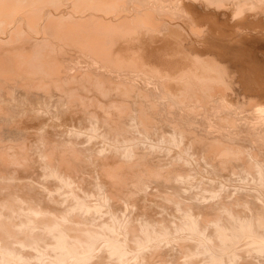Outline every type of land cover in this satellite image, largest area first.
Segmentation results:
<instances>
[{"label":"bare ground","instance_id":"6f19581e","mask_svg":"<svg viewBox=\"0 0 264 264\" xmlns=\"http://www.w3.org/2000/svg\"><path fill=\"white\" fill-rule=\"evenodd\" d=\"M262 43H264V0H0V140L3 134L7 136V134H13L11 132L14 131L22 132L24 126H27L26 122L31 124L36 121V123L47 124L48 114H44L45 118H40L39 113L31 114L29 109L31 106L29 104L30 107H26L27 101L25 100L40 97L47 100L46 95L47 93L49 95L51 88L54 89L53 92L57 88L55 92L58 93V89L63 90V85L74 82L76 85L70 84L71 86L65 87L64 90L67 94L63 95L61 91L62 96L66 95L64 98L66 104L64 107V103L58 101L59 106L62 105L60 109L59 106H56V111L60 113L61 117L57 119L66 122L67 118H71L69 116L74 112V98L79 101L81 114L77 115L83 122L90 118L93 122H97V116L103 113L101 115L102 122L109 124L111 130L113 128L115 132L116 130H128L125 124H121L128 116L132 121H137L148 129L151 126L148 124H151L150 121L156 115L162 118L163 114L167 112L171 115L172 120L182 122L186 128L203 129V133L206 134L203 135V138L198 136L200 133L196 132L191 138L195 137L194 140L202 143V148L209 150V153H214L219 159L218 162L216 161V165L214 155H212L214 160L209 159L214 164L212 161L210 164L206 160L209 164L206 166L213 170L212 173L206 171L207 174H214L216 176L214 178L221 176L225 178L224 173L219 171V167L232 166L228 164V160L230 161L232 158L236 162L245 159L248 163L241 161L244 163L243 165H240V161H238L243 169L237 167L239 171L236 168L235 172V168L230 167L228 168L231 169L230 172L227 169L228 175L232 170L236 175L240 169L244 175L246 173L244 169L249 167V169L255 170L258 184L264 186V102L260 101L259 103L260 99L257 100L258 97L263 96L262 89H264V68L258 65L260 61L258 57L259 55L264 57V52L261 51L262 49L260 50L262 53L257 52ZM246 63L247 65H245ZM77 88L86 91L92 90L95 93L82 94L77 91ZM255 89L261 92L258 93ZM244 91H255L256 93L253 92L256 94L254 96L258 97L246 96L248 94L245 95ZM138 94H142L143 98L138 97L140 96ZM51 95L53 96V93ZM55 95L51 97L57 98L58 94ZM58 98L62 97L58 95ZM147 98L148 100H144ZM15 99L23 103L19 104L18 102L21 109H14L16 106L13 107V105H17V103L12 104V100ZM138 100L140 101L136 104ZM149 100L147 107L145 103ZM32 102L33 105L36 104V100L33 99ZM245 103H247V107L244 106ZM95 106H99L100 110L102 108L103 112L97 114ZM34 107L32 110L36 111V106ZM39 107L37 106V110ZM25 108H28L30 114L26 118H19L20 121L17 119L19 123L25 122V125L9 127L10 122L12 124L16 121L15 112L17 110L25 112ZM236 108L241 111L242 108H245L246 111L251 110L252 115L257 114L260 118L257 119L256 124H248L246 121L250 119V112H246L244 115L241 113L243 116L240 118L245 122L240 121V123H244L246 129L245 125H241L239 121L236 122L239 116L232 115L237 112ZM39 109L41 110V108ZM129 109H131V113L127 116L126 112ZM112 110L113 112H111ZM48 111L50 112V110ZM233 117L236 119L235 121ZM218 119L224 120L225 125L226 122L231 121L229 125L232 127L223 126L224 124L219 123L220 121L217 122ZM56 120L54 119V121ZM154 120L156 123L158 122V125L161 123L160 127L163 128L161 121H157V118ZM51 121H49V125L53 123ZM1 122L4 124L8 122V125L3 126ZM57 123L59 124V122ZM67 123L71 122L67 120ZM75 124L74 121L73 126ZM129 124L130 121L127 126ZM133 124L128 126L129 129L132 126L135 127L133 129H136L138 125ZM52 125L54 127V124ZM154 125L156 127V124ZM183 125L178 129L174 125L171 128L174 130L169 132V136L166 133L163 135V131H161L162 137L166 135L168 140H171L172 146V143L179 146L184 143L183 140L186 137ZM252 125L254 126L251 128ZM43 126L38 131L44 130ZM67 127L71 128V125ZM95 127H97L95 123L90 125V134L97 129ZM98 127H101L102 130V126ZM223 128L224 130H222ZM141 129H143L141 132H144L145 129ZM127 130L125 131L128 132ZM77 131L76 129L74 132ZM87 131L85 132L87 133ZM145 132L146 135L149 131ZM187 132H190V129L186 130L185 135ZM214 132H218V135L214 136ZM123 133H121L123 136H131V133L126 135L125 132ZM21 134L19 135L21 136ZM68 134L66 135L68 136ZM161 134H159V138ZM240 134L247 136L248 139L242 138ZM76 135L78 134L74 136ZM137 135H140V131ZM137 135H133V142L128 141L126 137L128 143L124 146H122V142L124 144L126 138L121 140L122 142L118 140V144L116 141L112 142L108 154L96 156L92 147L83 148V145V147L76 146V143L73 142L64 144L53 140L46 133L41 138L45 146L39 149L38 155L46 168L45 171H48L47 174L50 173V176L52 174L53 178L54 176L57 178L55 179L57 186L55 185L54 189H65L64 191L58 190L59 192L55 190L56 193H53L49 186L38 187L32 184V181H24L21 185L8 181L2 182L5 183L4 186L8 187L4 191L1 190L2 184H0V264H164L161 242H170L175 245L176 236L181 240L178 239L181 242L178 241L180 243L178 250H181L178 251L179 254L180 252L184 253V250L191 258L195 254L202 253L201 255L206 256L204 264H264V189L257 191L258 187L257 192H252L250 187L249 190L247 188L249 184H247V190L242 189L243 186H246V183L242 182L246 178L242 175L244 179L241 181V185L243 186L238 185L241 188L235 192L238 184L235 183L234 192L232 190V194L229 195L227 194L229 192L225 190L222 193V187L225 189L228 186L224 184L225 181H222L224 179L222 177V180L220 179L224 184L222 186L221 184L210 187L205 185L202 190H198V188L196 192H192L194 186H190L191 192L186 188L185 196L189 200L183 201L182 204V200L180 202L178 196L180 195L178 181L185 184L186 180L181 178H188L191 175L189 161L185 164V157L183 158L185 152L187 155L188 145H181L184 148L178 147L179 150L175 146L177 158L185 162H181V166H177L174 157H171L172 162L177 165L165 164V167H159V165L151 167L150 162L143 164V155L136 152L135 148H138L136 139L138 138L135 139V137ZM166 137L164 138L167 139ZM25 139L23 140L25 141ZM5 140H2L3 144L0 143V181L23 178L17 176L14 164L25 169L34 164L28 151L30 147L27 148V142L24 141L14 144L15 141L13 143L6 141L5 143ZM242 140L252 143L253 146H246L247 144L241 142ZM152 141L150 145L147 144L155 146L157 140L155 139L156 143H152ZM162 143L165 145L166 140L165 142L161 140V145ZM135 144L137 145L135 146ZM190 146L192 147V145ZM121 147L120 152L122 153L119 155L118 151ZM160 147L159 145L158 148ZM191 147L189 151H191ZM168 148H166L167 151L165 149L164 151L171 155L174 148ZM202 148H200L201 152ZM141 150H145L144 146ZM150 150L154 151L153 147ZM170 150L171 153H169ZM145 151H148V155L150 154L149 148ZM204 151L203 154H205ZM245 151L249 159L247 155V158L244 155L243 159L242 154H245L243 153ZM155 152L158 153L157 150ZM132 154L135 159L127 160L129 159L127 157H131ZM148 155L145 156L148 157ZM150 155L149 157H151ZM119 156H126L127 161L122 160V157ZM160 157L157 160L161 163ZM194 158L195 161H199L196 159L197 156ZM200 159L202 161L204 158ZM234 160L231 161L234 163ZM238 162L236 166H238ZM139 164L140 166L143 164V170L141 167L137 168V171L131 170L134 165ZM191 164L194 166L193 160ZM196 164L198 165L197 161ZM172 165L173 167H171ZM167 166L171 168L168 169ZM88 167L97 170V176H94V179L92 177L85 178L82 175ZM200 167L196 168L197 171L200 170L202 171L200 173L204 174L206 168L203 166L205 168V170L203 167L201 168L203 171ZM163 168L165 171L162 170ZM249 171L251 172V170ZM153 174L156 177L163 176L164 179L159 180L164 181L166 186L167 183L170 184L172 193L175 195L170 196L167 191L166 193L169 197L173 196L171 199L174 203L171 204H174L176 209L181 208L180 210H182L183 216L180 222L173 224L174 222L168 220L173 224L170 225L164 220L157 221L146 217V215L145 218L139 220V217L130 214L128 210V207L132 206L134 202L131 204V201L125 200V207L121 204L123 201L120 202V198L124 195L121 196V194L125 192L128 180H131L132 189L134 187H147L148 189L145 183L150 181L149 177ZM199 174L197 173V179L207 175L205 173L206 175L201 177L202 174ZM79 175L81 179L77 181L76 178L80 177ZM236 176L241 178V174ZM208 177L210 179L211 176ZM188 180L193 183L189 181L186 184H194L192 179ZM200 181L198 182L201 187ZM212 182L215 181L211 179V182L202 184H212ZM89 183H93L94 187L90 189ZM230 183L229 181V185ZM253 186L257 185L252 184ZM231 188L232 186H230ZM128 189H131V185ZM145 194L143 195L145 196ZM163 194L166 197L164 192ZM176 195L179 199L176 198ZM92 197L95 199L93 202L91 201ZM166 202L164 206L167 209L166 204L169 205V201L166 200ZM235 204L241 205V207L239 206V208ZM242 207L246 210L244 208L242 210ZM160 209L162 211L163 208ZM160 213L162 214V212ZM176 213L178 214L177 211ZM177 216H175L176 219H178ZM179 218L181 219V216ZM173 237L174 242L169 241ZM243 238H246L247 241L245 240L246 242L243 243L246 247L242 244V253L246 248L245 252H248V257L245 252L246 256L239 252L242 247L239 250L234 248L236 245L239 247L237 242ZM251 255L256 256L259 262L250 259ZM184 256L186 258V255ZM179 257L181 258V256ZM171 258H173L172 254ZM180 260L182 259L177 260L178 263L175 264H180ZM186 260L183 262H187ZM188 263L199 264V262L194 263L193 260Z\"/></svg>","mask_w":264,"mask_h":264},{"label":"rangeland","instance_id":"374dc122","mask_svg":"<svg viewBox=\"0 0 264 264\" xmlns=\"http://www.w3.org/2000/svg\"><path fill=\"white\" fill-rule=\"evenodd\" d=\"M263 45H264V43H262V46H261V48L259 49V51H257L258 53H262L261 51H263L264 52V47H263ZM262 49V50H261ZM258 50V49H257ZM261 50V51H260ZM261 55H259V57H258V59H260V61L258 62V65H260V67L261 68H264V62H263V60H264V57L263 56H261ZM263 59V60H262ZM245 65H247V63L245 64ZM263 71H264V69H263ZM154 77V76H153ZM71 85H76L74 82H71L70 83ZM70 84H65V85H67V86H65V85H63V87H62V89L64 90L65 89V87H68V86H71ZM67 89V88H66ZM53 88H51L50 90H49V95H50V100H49V95H48V93H47V97L46 96H44V97H46L47 98V100H44V98L42 99L41 97V100H40V98H38V99H35V98H32V100L31 99H26L25 101H27V105H26V107H30L29 109H30V111H31V114L33 113H39L38 114V116L41 118H45L46 116H44V114L45 115H47V117H46V123L47 124H45L44 122H37L36 123V121L35 122H31V124L29 123V122H26L27 123V126L25 125V122H20L19 123V121L23 118V117H27V115H29L30 114V111L28 110V108H25L26 110H24L25 112H27V113H25V112H23V111H18L17 109H21L20 107H21V105L20 106H18L19 104H21L22 102H20V101H18L19 99L18 98H16V99H18V100H16V102H15V100H12V104H16L17 103V105H13V107L14 106H16V107H14V109L15 108H17L16 110H17V112H15V116H17L16 117V121L15 122H12V124H11V122L9 123V127H15V125H20L21 124V127H23L22 125L24 124L25 126H24V129H23V131H24V133H23V131L22 132H20V130H19V132H17V131H14V132H11V133H13V134H7V138L9 139L10 137H11V139H7L5 136H4V134L2 135V137H1V140H0V143H2L5 139V143H6V141L8 142V143H13L14 141H15V143L14 144H17V143H19V142H21V141H24L23 139H25L26 137V139H25V143L27 142V144H26V147L28 148V147H30V148H28L29 150V154H30V156H31V159L32 160H34L33 161V165H31V166H29L28 168H22L20 165H18V164H14L15 166H14V170H15V172H16V174H18L17 176H22L23 178H15V179H12V178H10V179H2L1 181H0V184H2V186H1V190H7L8 189V187L7 186H4L3 184H5V183H2V182H10V183H12V184H22L24 181H29V182H31L32 184H34V185H36V186H38V187H40V186H42V187H50L51 189V191L54 193H56V191L57 192H59V191H64V189L65 188H61V189H54V188H56L55 187V185L57 186V180H55V179H57V178H55V176H54V178H53V176H52V174H51V176H50V173H49V175L47 174V170L45 171V167H44V165L42 164V160H41V157L38 155V151H39V149L40 148H43L44 146H45V144H44V141H43V139H41V138H43L45 135H46V133H47V135H49V137L50 138H52L53 140H57L58 142H62V143H64V144H69L70 142H73L76 146H80V147H83V148H89V147H92V149H93V153L96 155V156H98L99 154L100 155H102V154H104V153H106V154H108L107 152L110 150L109 148H110V146H111V143L112 142H117V144H118V142L119 141H121V140H124V138H128V141H134V136L135 135H137L138 133H139V131H140V135H137V137H135V139L136 138H138V139H136V143H138V148L136 147L135 149H137L136 150V152L137 153H139V154H141V155H143V164H145V163H149L150 162V166L152 167V165H155L154 167H156V166H158L159 165V167H165V164L166 165H171V164H174V165H177V166H181V162L182 163H185L182 159L181 160H179L178 158H177V150H176V152H175V149H177L178 147H181V148H184V147H182V146H187L188 145V147H187V149H188V151H187V155H186V152L184 153V155L185 156H183V158H184V160H186V163L185 164H187L188 162L187 161H189V166H190V168H189V171H190V174L192 175V173H193V177L191 176V175H189L188 176V178L186 177V178H181L182 180L183 179H185L184 181V183L185 184H183L182 183V181H178L179 182V184H180V195H178L179 197H180V199H179V197L176 195V198L178 197V199L180 200V202H181V200H182V204L184 203V202H186V201H188L189 199L185 196L186 194H187V192H185V190H186V188H187V190H189L190 192L192 191V192H196L197 191V189L198 190H202V188L206 185V187H210V186H214V185H220L221 184V186H222V184H223V182L222 181H225L224 182V184L225 185H228V186H224L225 187V189H223V187H222V193H224L225 191H228L229 193H227V194H229V195H231L232 194V192H234V187L236 186V184L235 183H238L237 184V186H236V190H235V192L236 191H238V188H241L240 186H243V185H241L242 184V182H244V184L246 185V186H243V188L242 189H245V190H247L246 189V187H247V184H249L248 185V190H249V187H250V191H252V192H254V191H256L257 189H258V187H259V189L257 190V191H259V190H263L264 189V186H262L260 183L258 184V182L256 181V179H257V176H255V170H252V169H249V167L248 168H246V169H244L245 171L244 172H246V173H244V175L242 174L243 173V171H241V169H243V167L242 166H240V165H243L244 163H242V162H244L245 161V163L247 162L245 159H244V155H245V157H246V155H247V157H248V159H249V156H248V154H246V151L245 152H243V153H245V154H242L243 156V159H244V161L243 160H237V162L238 161H240V165H239V162H238V166H236L237 165V162L234 160V158H232L233 160H234V163L230 160H228V164L230 165H232V166H230V167H232V169L233 168H235L234 169V171L236 170V168L237 167H239V168H241L240 169V172H237L236 173V175H239L240 176V174H241V178L240 177H238V176H236L235 175V173H234V171L232 170L231 171V173L228 175V172H227V169L228 168H230V167H226V165H225V167L226 168H221V167H219V169H218V167H217V169L220 171V172H223L224 173V175H225V178H224V176H221V177H218V175H217V177L219 178H214V177H216V176H214V174H212L211 175V173H212V169L211 168H209L208 166H206V165H209V164H207V161H209V163L212 161V160H214L215 161V165L217 164V162L219 161V159L215 156V154L214 153H209V150H207L206 148H202V143L201 142H197L196 140H194V138H191V137H193L194 135L193 134H195L194 132H196V133H200V134H198V136L200 135L202 138L204 137L203 135H206L205 133H203V129L202 130H199V129H197V128H186L184 125H183V123L182 122H175L174 120H172L170 117H171V115L169 114V113H167V112H165L164 114H163V116H162V118L161 117H157V115H156V117L155 118H153V122L152 121H150L151 122V124H148V125H151L150 126V128H148V129H146V127H143L142 125H141V123H139V122H137V121H132L130 118H129V113H131V109H133L132 107H131V109H129L127 112H126V115L128 116V117H126V119H124L123 120V122L121 123V124H125L126 125V127L128 128V130L127 129H123V130H121V131H119V130H116V132L113 130V128H112V130H111V127H109V124H106L105 122H102V120H101V115L103 114H100L101 112H103L102 110V108H101V110L97 107V106H95L94 107V109H96V112H97V114H100V116L98 115L97 116V122H93L92 120H91V118H90V120H85L84 122L80 119V117H79V115H77L78 113L79 114H81V109H79L80 108V105H79V101L78 100H76V98H74L75 99V105H74V112H73V114L71 115V116H69V117H71V118H67V120H68V122H71L70 124H66V122H67V120H66V122H63L61 119H57V118H61L60 117V113L58 112V111H56V108L59 106V102H61V103H64V98H65V96H62V94H61V91L63 92V95L64 94H67L66 93V90H59L58 89V93H56L55 91L57 90V88H55V91L53 92ZM257 89H255V91H256ZM260 90V89H259ZM263 91V93H262V95L263 96H260V97H258V96H254V95H256V94H254V93H256V92H261V91H244V94L246 95V93L248 94V95H246V96H250V97H252V98H257L258 97V99L257 100H259V103H260V101H262L261 103H263L264 101V89H262ZM77 91L78 92H80V93H82V94H86V93H89V94H92V93H95V91H92V90H88V91H86V90H80V89H78L77 88ZM50 92H51V94L53 93V96L55 95V94H58L60 97H62V98H58V95H57V98L56 97H54V98H52L53 96L50 94ZM60 92V93H59ZM65 92V93H64ZM85 92V93H84ZM254 92V93H253ZM55 93V94H54ZM251 94H253V95H251ZM138 95H140V96H138V97H140V98H143V95L142 94H138ZM259 95V94H258ZM52 96V97H51ZM56 96V95H55ZM96 97V96H95ZM45 98V99H46ZM33 99H34V101L36 100V104L35 105H33ZM51 99H52V101H51ZM59 99H61V100H59ZM40 100V101H39ZM44 100V101H43ZM48 100H49V102H48ZM57 100V101H56ZM144 100H148V98L147 99H144ZM144 100L142 101L143 103H144ZM37 101H38V103H37ZM46 101V104H44V102ZM59 101V102H58ZM63 101V102H62ZM139 101L140 100H138L137 102H136V104L137 103H139ZM18 102H19V104H18ZM29 102H32V103H29ZM51 102V104H49ZM150 102V100L147 102L146 101V105H147V107H148V103ZM26 103V102H25ZM40 103V104H39ZM53 103H56V104H58V105H56V104H53ZM248 103V102H247ZM247 103H245L244 104V106L245 107H247L248 105H247ZM23 104V103H22ZM29 104H30V106H29ZM32 104V105H31ZM45 106H44V105ZM65 104L66 103H64L63 105H64V107H65ZM133 104V103H132ZM132 104H131V106H132ZM144 104V105H145ZM264 104V103H263ZM11 105V104H10ZM47 105V106H46ZM50 105V106H49ZM61 105L62 104H60V106H59V109H60V107H61ZM145 105V106H146ZM247 105V106H246ZM34 106H36V111L35 110H32L33 108H35ZM37 106H40L39 108H41V110L38 108V110H37ZM44 106V108L42 109V107ZM51 106H53L52 108H51ZM57 106V107H56ZM19 107V108H18ZM46 107V108H45ZM55 107V108H54ZM63 107V106H62ZM155 107V106H154ZM54 108V109H53ZM77 108V109H76ZM91 108H93V107H91ZM50 110V112L48 111V110ZM80 111H79V110ZM244 109V110H243ZM28 110V111H27ZM45 110V111H44ZM54 110V111H53ZM236 110H237V112L236 113H232V115L233 114H236L237 116H239V118H238V120H236L234 117V121L236 120V122L237 121H239V123H240V121L241 122H245V120L244 119H242V118H240V116H243L246 112H250V115H249V117H250V119L249 120H247L246 122L249 124V123H252V124H256L257 122V119H259L260 117L257 115V114H255V115H252L251 113H252V111L250 110V111H246L245 110V108H242V111L241 110H239L238 108H236ZM34 111V112H33ZM39 111V112H38ZM43 111V112H42ZM150 111H152L153 112V110L152 109H150ZM19 112V113H18ZM100 112V113H99ZM111 112H113V110L111 111ZM192 112V111H191ZM244 112V113H243ZM17 113H18V115H17ZM22 113H23V115H22ZM54 113H56L55 115H53ZM58 113H59V115H58ZM128 113V114H127ZM167 113V114H166ZM243 115H242V114ZM114 114H116V113H114ZM132 114H133V110H132ZM152 114V113H151ZM168 114H169V116H168ZM172 114H174V112H172ZM247 114H249V113H247ZM52 116V117H50V116ZM125 115V116H126ZM49 116V117H48ZM55 116H57V117H55ZM113 116V115H112ZM255 116H257V117H255ZM55 117V118H54ZM75 119H74V118ZM19 118H21V119H19ZM49 118V119H48ZM52 118H54L56 121H54V119H52ZM157 118V121H161L162 123H163V128L162 127H160V126H162V124L160 125H158L157 123H156V120H154V119H156ZM218 118V117H217ZM17 119L19 120V121H17ZM130 119V120H129ZM159 119V120H158ZM166 119V121H164ZM171 119V120H170ZM36 120H38V119H36ZM47 120H49V121H53V123L52 124H54V127H53V125L52 124H50L49 125V121L47 122ZM101 120V121H100ZM127 120V121H126ZM51 121V122H52ZM74 121L76 122V124H75V126H73L74 125ZM129 121H130V124L128 125V126H131L132 124H133V122H134V124L133 125H138V123H139V125L136 127V129H133V128H135L134 126H132L130 129H131V131H130V129H129V127L127 126V124L129 123ZM169 121V122H168ZM220 121V122H219ZM57 122H59V124L57 123V125H55ZM62 122V123H61ZM90 122V123H89ZM127 122V123H126ZM132 122V123H131ZM166 122V123H165ZM168 122V123H167ZM217 122H219V123H221L222 125L225 123L224 122V120H219L218 119V121ZM30 125H29V124ZM37 125H36V124ZM43 124V125H40V124ZM89 123V124H88ZM93 123H95V126H97V127H95V128H97V129H95V131H93V132H95V133H93L92 132V134H90L89 132L91 131V129H90V125H92ZM99 124V125H97V124ZM173 123V124H172ZM204 124L206 123V122H203ZM216 123V122H215ZM229 123H231V121H229V122H226V125L224 124L223 126H226L227 128H231L232 126H230L229 125ZM1 124L4 126V125H8V122H6L5 124H4V122L2 123L1 122ZM11 124V125H10ZM39 124V125H38ZM65 124V125H64ZM84 124V125H83ZM153 124H156V127H155V125L153 126ZM241 125H245L244 123H240ZM29 125V126H28ZM33 125H35V126H33ZM52 125V126H51ZM61 125H63V126H61ZM69 126V125H71V128L70 127H67V126ZM105 125V126H104ZM166 125V126H165ZM174 125H176V128L178 129L181 125H183L184 127H185V133H186V130H188L189 131V129H190V132H187V134L185 135V133H184V136H186V137H184V143L185 142H187V143H189V144H184V143H181V144H179V146L178 145H176L175 143H172L173 144V146L171 145V140L169 141L168 140V138L166 137V135L164 136V137H166L167 139H165L164 137H162L165 133L168 135H170V133H171V131L172 130H174V129H171V128H173L174 127ZM41 126V127H40ZM42 126H43V129L44 130H40V131H38L40 128H42ZM47 126V127H46ZM98 126H102V130L100 129L101 127H98ZM142 126V127H141ZM158 126H159V128H158ZM168 126V127H167ZM254 125H252L251 126V128L253 127ZM255 126H257V125H255ZM26 127V128H25ZM29 127V128H28ZM32 127H34L33 129H32ZM45 127V128H44ZM52 127V128H51ZM89 127V128H88ZM106 127V128H105ZM124 128H126L125 126H123ZM149 127V126H148ZM246 129H247V127H246V125L244 126ZM30 128H31V130H30ZM37 128V129H36ZM60 128V129H59ZM68 128V129H67ZM73 128H76L78 131L77 132H74V131H76V129L74 130ZM80 128V129H79ZM84 128V129H83ZM89 130H88V129ZM137 128H139L138 129V131H137ZM141 128H144L145 130H144V132L142 131L141 132V130H143V129H141ZM153 128V129H152ZM154 128H155V130H154ZM161 128H162V130H161ZM166 128V129H165ZM244 128V129H245ZM28 129V131H26ZM62 129V130H61ZM70 129V130H69ZM88 131H87V130ZM103 129H104V131H103ZM106 129V130H105ZM108 129H110V130H108ZM192 129V130H191ZM243 129V130H244ZM72 130H74L73 132H74V134H73V132H70V131H72ZM101 130V131H100ZM125 130H127L128 132H126ZM194 130V131H193ZM222 130H224V128L222 129ZM46 131H49V132H46ZM83 133H82V132ZM85 131H87V133L85 132ZM106 131H107V133H106ZM125 132V135L126 134H129V133H131L132 131H136L135 133L133 132V133H131L130 135L132 136V138H131V136L130 137H128L129 135H126V136H123L121 133H123V132ZM145 131H149V132H147V134L145 135ZM153 131V132H152ZM158 133H157V132ZM161 131H163V135L161 134ZM166 131H168V132H166ZM192 131V132H191ZM16 132V133H15ZM44 132V133H43ZM67 132V133H66ZM68 132H69V134H68ZM80 132V133H79ZM110 132H111V134H110ZM121 134H119V133ZM151 132H152V134H151ZM155 132V133H154ZM170 132V133H169ZM241 132H243L244 133V131H241ZM23 135H22V134ZM34 133V134H33ZM86 133V134H85ZM114 133V134H113ZM215 134H214V136H216V135H218V132H214ZM19 134H21V136L19 135ZM66 134H68V136L66 135ZM75 134H78V135H76V136H74ZM79 134H80V136H79ZM82 134V135H81ZM83 134H85V135H83ZM90 134V135H89ZM96 134V135H95ZM100 134H103V135H100ZM107 134V135H106ZM112 134H113V136H112ZM118 134V135H117ZM124 134V133H123ZM159 134H161L160 135V138H159ZM189 134H190V136H189ZM17 135V136H16ZM19 135V136H18ZM26 135V136H25ZM28 135V136H27ZM71 135H73V136H71ZM88 135V136H87ZM98 135V137H96ZM121 136V138H120V136ZM134 135V136H133ZM143 135H144V137H145V140H144V137H143ZM155 136V137H152V136ZM168 135V136H169ZM241 135V134H240ZM14 136V137H13ZM77 136H78V138H77ZM89 136H91L90 138H89ZM99 136H101V137H99ZM105 136H106V139H105ZM114 136H116V137H118V138H114ZM138 136H141L142 137V139H141V137L139 138ZM189 136V137H188ZM250 136V135H249ZM71 137V138H70ZM94 137V138H93ZM109 137V138H108ZM123 137V138H122ZM150 137V139H148ZM162 137V138H161ZM241 137L242 138H246V139H248V137L247 136H245V135H241ZM48 138V137H47ZM67 138H68V140H67ZM99 138V139H98ZM101 138V139H100ZM103 138V139H102ZM108 138V139H107ZM114 138V139H113ZM127 138L124 140L125 142H124V144H123V142H122V146H124L126 143H128L127 142ZM164 138V139H163ZM193 139V140H191V139ZM21 139V140H20ZM34 139V140H33ZM76 139V140H75ZM97 139V140H96ZM112 140V141H110V140ZM115 139H117V140H115ZM130 139V140H129ZM141 139V140H140ZM155 139L157 140V144H155V146H149L150 145V142H151V140H153V141H155ZM3 140V141H2ZM12 140V142H10ZM20 140V141H19ZM33 140V141H32ZM79 140H80V142H79ZM93 140V141H92ZM101 142H100V141ZM104 140H106V141H104ZM110 142H109V141ZM119 140V141H118ZM145 142H144V141ZM149 140V141H148ZM158 140H160V141H158ZM161 140H163L164 142H165V140H166V144L164 145V143H162V145H161ZM191 140V141H190ZM30 141V142H29ZM40 141V142H39ZM75 141V142H74ZM86 141V143H84ZM88 141V142H87ZM132 141V142H133ZM142 141V142H141ZM152 141V143H156V141L155 142H153ZM168 141V142H167ZM182 141V142H183ZM188 141H190V142H188ZM197 142L196 144H194L195 142ZM66 142H68V143H66ZM89 142H91L90 144H88ZM158 142H160V143H158ZM170 142V143H169ZM192 142V143H191ZM194 142V143H193ZM241 142H243L244 144H247L246 146H253V144L252 143H249L248 141H246V140H242ZM4 143V142H3ZM2 143V144H3ZM30 143V144H29ZM37 144L36 145V147H35V144ZM82 143V144H81ZM84 143V144H83ZM110 143V144H109ZM145 143V144H144ZM149 145H148V144ZM167 143H169V144H167ZM80 144V145H79ZM101 144V145H100ZM103 144V145H102ZM193 144L195 145L194 147H193ZM250 144V145H249ZM43 145V146H42ZM83 145V146H82ZM99 145V146H98ZM119 145H121V144H119ZM137 144H135V146H136ZM159 145L161 146L160 148H158L159 147ZM182 145V146H181ZM190 145H192V147L190 146ZM199 145V146H198ZM88 146V147H87ZM101 146V147H100ZM104 148H103V147ZM109 146V147H108ZM134 146V147H135ZM143 146H144V149L145 150H148V148H149V153L151 154V152H153L150 156L151 157H149V155H148V151H145V150H141V149H143ZM163 146V147H162ZM169 146H171L170 148L172 149V148H174V150H172V153H171V150L169 151V153H171V155L169 156L168 154H167V152H165L164 151V149L167 151V149L166 148H168ZM175 146H177V148H175ZM199 148H198V147ZM206 146V145H205ZM245 146V147H246ZM133 147V148H134ZM145 147H147V148H145ZM151 147H153V150L155 149V150H157L158 151V153H156L155 152V150L154 151H152V150H150V148ZM166 147V148H165ZM190 147H191V151H189L190 150ZM99 148H100V150H99ZM108 148V149H107ZM141 148V149H140ZM161 148H163V149H161ZM170 148H168V149H170ZM195 148V149H194ZM200 148H202V152L200 151L201 149ZM32 149V150H31ZM35 149H37V150H35ZM102 149V150H101ZM105 149V150H104ZM158 149H160V150H158ZM193 149H194V151H193ZM197 149V150H196ZM31 150V151H30ZM88 150V149H87ZM103 150H104V152H103ZM122 150V147L120 148V150L117 152L119 155H121V153L122 152H120ZM178 150H179V148H178ZM203 150H205L204 151V153L205 154H203ZM263 150H264V145H263ZM99 151V152H98ZM106 151V152H105ZM143 151V152H142ZM197 151H198V154H197ZM244 151V150H243ZM37 152V153H36ZM97 152V153H96ZM102 152V153H101ZM144 152H145V154H144ZM161 152V153H160ZM164 152V153H163ZM200 152H201V156L199 155L200 154ZM208 152V153H207ZM87 153V152H86ZM174 153V154H173ZM191 153V154H190ZM195 153V154H194ZM155 154H157V155H155ZM159 154V155H158ZM173 154V155H172ZM95 155H94V157H95ZM145 155H148V157H146ZM152 155H153V157H152ZM163 156V157H160V156ZM191 156V158H190V156ZM193 155V156H192ZM197 156V158L196 159H199V161L198 160H196L197 162H198V165H199V167H200V165H201V167H200V169L204 166L205 168H206V170H205V168L203 167V169L205 170V172H204V174L203 173H200V172H202V171H200L199 170V172L197 171V169L196 168H198L199 169V167H198V165L196 164V161H195V156ZM209 157H207V156ZM212 155H214L215 156V158L213 159V156ZM134 154H132V156L130 157H127V158H129V159H127L126 158V156H119V157H122V160H130V158H131V160L133 161V159H135L134 157ZM187 156H189V158H186ZM206 156V157H205ZM101 157V156H100ZM146 157V158H145ZM155 157H157V158H155ZM160 157V160L162 161L161 163L160 162H158V158ZM165 157H166V159H165ZM171 157H174L173 159H174V161L175 162H177V164L175 163V162H172V160H171ZM246 157V158H247ZM168 158V159H167ZM194 158V159H193ZM200 158H204V159H202V161H201V159ZM207 158V159H206ZM149 159V160H148ZM150 159H151V161L153 162L154 160V162H153V164H152V162L150 161ZM158 159V160H157ZM178 159V160H177ZM187 159H189V160H187ZM193 160V164H194V166L195 165H197L196 167H194L191 163H192V160ZM209 159H212L211 161L209 160ZM218 159V160H217ZM242 159V158H241ZM247 159V160H248ZM124 160V161H125ZM126 160V161H127ZM130 160V161H131ZM205 160V161H204ZM207 160V161H206ZM129 161V162H130ZM146 161V162H145ZM163 161H168V162H163ZM171 161V162H170ZM179 161V162H178ZM195 161V162H194ZM203 161H204V163H203ZM217 161V162H216ZM242 161V162H241ZM249 161V160H248ZM156 162V163H155ZM170 162V163H169ZM124 163H126V162H124ZM157 163H159V164H157ZM164 163V164H163ZM202 163V164H201ZM206 163V164H205ZM212 163H213V161H212ZM236 163V164H235ZM248 163V162H247ZM127 164V163H126ZM143 164H141V166H140V164L139 165H134V167L131 169L132 171L133 170H135V171H137V168H139L140 169V167H141V170H143L142 168H143ZM161 164V165H160ZM211 164V163H210ZM214 164V163H213ZM235 164V165H234ZM192 165V166H191ZM187 166V165H186ZM228 166V165H227ZM235 166V167H234ZM37 167H39V168H37ZM168 167V169H169V167L170 166H167ZM167 167H166V170H167ZM171 167H173V165L171 166ZM170 167V168H171ZM187 169H188V166L186 167ZM192 168V169H191ZM195 168V169H194ZM207 168H208V170H207ZM239 168H237V171H239L238 169ZM245 168V167H244ZM43 169V170H42ZM145 169V168H144ZM203 169H201V170H203ZM225 169H226V171H225ZM247 169H249V170H251V172L248 170V171H246ZM163 171H165V168H163L162 169ZM203 170V171H204ZM217 170V172L218 173H220L219 171ZM222 170V171H221ZM224 170V171H223ZM230 170L231 169H228V171L230 172ZM96 171V172H95ZM209 171V172H211L210 174L208 173L207 174V172ZM253 171H254V174H253ZM34 172V173H33ZM37 172V173H36ZM91 172V173H90ZM94 172V173H93ZM144 172V171H143ZM195 172V173H194ZM199 174V175H201V177L203 176V175H206V176H203L204 177V179L202 180V178L201 179H197V177L196 176H198L197 175V173ZM233 172V173H232ZM236 172V171H235ZM249 172V173H248ZM206 173V174H205ZM251 173V174H250ZM41 174V175H40ZM82 174V173H81ZM146 174V173H145ZM231 174H233L232 176H231ZM250 174V175H249ZM253 174V175H252ZM31 175V176H30ZM85 178H91L92 177V179H94L95 177L94 176H97V170H95V169H91V167H88V169H86V171H84L83 172V174H82ZM246 178L245 179V181L243 180L244 179V177ZM252 175V178L253 179H255L253 182L251 181V180H253L250 176ZM39 176V177H38ZM42 176V177H41ZM80 176V175H79ZM155 175L153 174L152 176H150L149 178H151L150 179V181L148 180L147 181V183H145V186H148V189H147V187H144V188H139V187H134L133 189H132V184H130V181L131 180H128V182L129 183H127V185H129V186H127L126 185V189H125V192L124 193H122L121 194V198H120V202H122L123 201V203H121V204H123V207H125V200H128V201H131V204L134 202V204L133 205H135V206H130V207H128V210H129V212H130V214H132V215H136L137 217H139L138 219L140 220L141 218H145V215H146V217H150V218H153V219H156L157 221H163L164 220V222H166L167 224L169 223V221L168 220H170L171 222H174L173 224H175V222H180L181 220H182V216H183V214H182V210H180V209H176L175 208V206H174V204H171V203H174V201H173V199H171V198H173V196L175 195V193L173 194L172 192H173V190L171 189V187H170V184L169 183H167V186H166V183H164V181H160V180H162V179H164V177L163 176H155ZM208 176H211L210 177V179H208L209 177ZM247 176H248V178H247ZM44 177V178H43ZM205 177H206V179L207 180H209V181H207L206 179H205ZM222 177L225 179H223L222 180ZM230 177H231V179H230ZM232 177H233V180H232ZM238 177V178H237ZM255 177V178H254ZM28 178V179H27ZM31 178V179H30ZM41 178V179H40ZM156 178V179H155ZM195 180H194V179ZM234 178H237V179H234ZM77 179V181L79 180V179H81V176L80 177H77L76 178ZM160 179V180H159ZM188 179H192L193 181H194V184H192L191 185V183H193L191 180H188ZM211 179H212V181H215V182H212V184H202V183H207V182H211ZM217 179H218V181H217ZM222 181H221V180ZM228 179H230V180H228ZM241 179V180H240ZM249 179H251L250 181H248ZM158 182H157V181ZM197 180V181H196ZM201 180V181H200ZM205 180V181H204ZM228 180V181H227ZM237 180H240L239 182L237 181ZM243 180V181H242ZM35 181V182H34ZM173 181V180H172ZM189 181L191 182L190 184H186V183H189ZM198 181H200L201 182V187H200V184H199V182ZM203 181V182H202ZM220 181H221V183H220ZM229 181L231 182L230 183V185H229ZM235 181V182H234ZM242 181V182H241ZM247 181V182H246ZM151 182H153V183H155V184H153V183H151ZM181 182V183H180ZM256 182H257V184H256ZM42 183V184H41ZM165 185H164V184ZM226 183H228V184H226ZM234 184V186H233V184ZM47 184V185H46ZM89 184H91V185H89ZM88 184V187L91 189V188H93L94 186L92 185L93 183H89ZM162 184V185H161ZM223 184V185H224ZM252 184H254V185H257V186H253L252 187ZM130 185H131V189H128V188H130ZM151 187H150V186ZM164 185V187H162ZM199 185V186H198ZM238 185H240V186H238ZM260 185V186H259ZM87 186V185H86ZM157 186V187H156ZM169 186V187H168ZM181 186H182V188L184 189H182L181 188ZM189 188H188V187ZM190 186H194V187H190ZM198 186V187H197ZM230 186H232V188L230 189ZM3 187V188H2ZM156 187V188H155ZM167 187V188H166ZM197 187V188H196ZM245 187V188H244ZM154 188V189H153ZM159 188V189H158ZM169 188V189H168ZM196 188V189H195ZM201 188V189H200ZM226 188H228L229 190H227ZM262 188V189H261ZM94 189H96V188H94ZM181 189H182V192H181ZM190 189H192V190H190ZM252 189V190H251ZM56 190V191H55ZM59 190V191H58ZM97 190V189H96ZM95 190V191H96ZM130 190V191H129ZM144 190V191H143ZM152 190V191H151ZM186 190V191H187ZM195 190V191H194ZM225 190V191H224ZM233 190V191H232ZM92 191V190H91ZM157 191V192H156ZM162 191V193H160ZM166 191H167V193L171 196L172 194H173V196L172 197H169L168 195H167V193H166ZM232 191V192H231ZM256 191V192H257ZM1 192V191H0ZM3 192V191H2ZM132 192V193H131ZM135 192H136V194H135ZM163 192L166 194V197L164 196V194H163ZM171 192V193H170ZM183 192H185V193H183ZM263 192H264V190H263ZM128 193V195H126ZM130 193H131V195H130ZM137 193H138V195H137ZM146 193V194H145ZM63 194V193H62ZM61 194V196H63ZM143 194H145V196L143 195ZM141 195V196H140ZM183 195V196H182ZM129 196V197H128ZM151 196V197H150ZM131 197V198H130ZM138 197H140V198H138ZM145 197V199H143ZM150 200H149V199ZM161 198H162V200H161ZM169 198V199H168ZM146 199H148V200H146ZM183 199H186V200H183ZM202 199V198H201ZM152 200V202H150ZM165 200V201H164ZM166 200H168L169 201V205L168 204H166L167 206V209L165 208V204L164 203H167L166 202ZM91 201L93 202V201H95V199H94V197H92L91 198ZM142 201H145V202H142ZM147 201H149V202H147ZM163 202V204H162V202ZM184 201V202H183ZM137 203V204H136ZM147 203H149L148 205H147ZM152 204V205H151ZM157 204V205H156ZM159 204V205H158ZM199 204H201V203H199ZM140 205V206H139ZM142 205V206H141ZM156 205V206H155ZM235 205H237V204H235ZM137 206H138V208H137ZM164 206V207H163ZM169 206V207H168ZM238 207L240 206L241 207V205H237ZM148 207V208H147ZM158 207H160V208H163L162 209V211H160L161 209L160 208H158ZM239 207V208H240ZM131 208V209H130ZM134 208V209H133ZM145 210H144V209ZM157 208V209H156ZM172 208V209H171ZM243 208L244 207H242L241 209L243 210ZM133 209V210H132ZM139 209V210H138ZM165 209V210H164ZM173 209H174V211H173ZM245 210H246V208H244ZM127 210V211H128ZM144 210V211H143ZM131 211H132V213H131ZM154 211V212H153ZM165 211V212H164ZM172 211V212H171ZM176 211L178 212V214L176 213ZM179 211H180V213H179ZM128 212V213H129ZM142 212H144L143 214H142ZM160 212H162V214L160 213ZM163 212H164V214H163ZM170 212H171V214L172 213H174L173 215H171L170 214ZM161 214V215H159V214ZM157 214V215H156ZM167 214H169V216H167ZM180 214V215H179ZM148 215V216H147ZM153 215H155V216H153ZM172 217H171V216ZM177 215H179V216H177ZM211 215V214H210ZM142 216H144V217H142ZM161 216H164V217H161ZM168 218H167V217ZM175 216H177V218L179 219H176V217ZM181 216V219L179 218ZM165 218H166V220H165ZM172 218H173V221H172ZM171 222L169 223L170 225H173V224H171ZM182 234H184L183 232H181ZM180 233V234H181ZM175 238H177L176 239V241H175V245H173V243H170V242H167V243H165L166 244V246H165V244L163 243V242H161V249H162V252H161V254H162V257L164 256V264H175V263H178V261H179V259H184L183 261H185L186 259H188V260H186L187 262H189L190 260H193V262L195 263H197V262H199V264H204V263H206L205 261H206V256H204V255H201L202 253H199L200 255H198V254H195V256H193V257H191L190 258V256H188L187 255V253L183 250V252L184 253H182V252H180V254H179V252L178 251H181V250H178L179 248H180V239L176 236ZM180 241H179V240ZM244 239V240H243ZM242 240H240L239 242H237V244H239L238 246L239 247H236L235 245V249H237V250H239V248H241L242 247V244L243 243H245L247 240H246V238H243ZM246 240V241H245ZM169 241H171V242H174V237L172 238V239H169ZM180 243H179V242ZM178 242V245H179V247H176V246H178L176 243ZM163 244H164V246H163ZM168 244H170V245H168ZM243 246L244 247H246V245L245 244H243ZM174 249H173V248ZM169 250H168V249ZM172 248V249H171ZM177 249V250H176ZM168 250V251H167ZM245 250H246V248H245ZM245 250H244V252H245ZM176 251V252H175ZM242 251H243V247L241 248V250H239V252L241 253V255H245L246 256V254L248 253V252H243L242 253ZM168 253V254H167ZM186 253V254H185ZM163 254H167V255H163ZM170 254V255H169ZM171 254H172V257L173 258H171ZM181 256V258L178 256ZM181 254H184V255H186V258H184L185 256L184 255H181ZM178 256V257H176V256ZM197 255V256H196ZM167 256V257H166ZM249 255L247 254V256L246 257H248ZM252 257H249L250 259H252V260H254V261H256V262H259L258 261V258L256 257V256H254V255H251ZM254 256V257H253ZM183 257V258H182ZM189 257V258H188ZM197 257V258H196ZM203 257V258H202ZM204 257H205V260H204ZM201 258V259H200ZM255 258V259H254ZM174 259V260H173ZM202 259H203V261H202ZM173 260V261H172ZM178 260V261H177ZM182 260H180V264H187V262H183ZM167 261V262H166ZM171 261V262H170ZM175 261V262H174ZM202 261V262H201ZM158 262V261H157ZM181 262H183V263H181ZM201 262V263H200ZM189 264V263H188ZM198 264V263H197Z\"/></svg>","mask_w":264,"mask_h":264}]
</instances>
